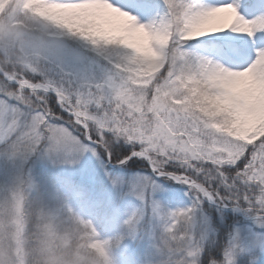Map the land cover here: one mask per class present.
<instances>
[{
    "label": "snow or ice",
    "instance_id": "6c2138e0",
    "mask_svg": "<svg viewBox=\"0 0 264 264\" xmlns=\"http://www.w3.org/2000/svg\"><path fill=\"white\" fill-rule=\"evenodd\" d=\"M0 264H264V0H0Z\"/></svg>",
    "mask_w": 264,
    "mask_h": 264
}]
</instances>
